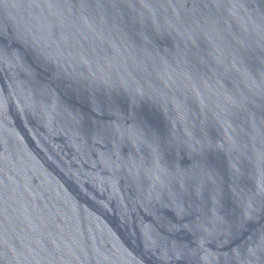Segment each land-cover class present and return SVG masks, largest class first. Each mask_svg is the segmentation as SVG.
Returning a JSON list of instances; mask_svg holds the SVG:
<instances>
[{"label": "water", "instance_id": "1", "mask_svg": "<svg viewBox=\"0 0 264 264\" xmlns=\"http://www.w3.org/2000/svg\"><path fill=\"white\" fill-rule=\"evenodd\" d=\"M0 264H264V0H0Z\"/></svg>", "mask_w": 264, "mask_h": 264}]
</instances>
